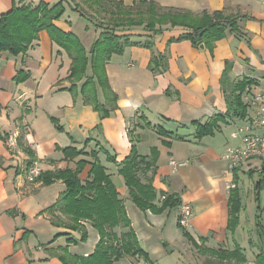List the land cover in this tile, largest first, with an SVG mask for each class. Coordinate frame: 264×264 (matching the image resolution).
I'll list each match as a JSON object with an SVG mask.
<instances>
[{"label": "crops", "instance_id": "0c3cea01", "mask_svg": "<svg viewBox=\"0 0 264 264\" xmlns=\"http://www.w3.org/2000/svg\"><path fill=\"white\" fill-rule=\"evenodd\" d=\"M118 1L133 6L142 0ZM146 1L195 14L224 12L242 18L238 22L240 33L227 35L215 43L213 50H201L190 41L170 43L183 33L178 28L167 26L169 30L161 35L142 28L117 31V36L139 45L113 55L106 64L110 90L117 100L113 103L116 109L104 119L81 94L85 81L93 78L91 64L85 77L73 84L72 59L47 31L39 33L27 52L0 55V264H64V250L78 257L95 252L100 235L90 223H82L88 232L82 242V233L67 226L71 224L68 216L59 210L49 211L66 192L65 183L56 180L44 184L54 172L75 171L83 162L79 173L83 186L93 180L94 164L110 176L147 255V259L125 255L114 264H177L184 258L187 263L183 264H258L257 257L264 255V185L263 189L256 187L264 176L254 173L251 177L256 162L229 171L225 155L228 148L240 146L232 134L244 120L226 116L221 90L228 64L232 80L248 78L254 81L249 92L264 90V0ZM41 2L50 7L64 4L66 12L54 24L76 35L90 60L91 48L102 30L81 18L72 0H0V19L15 6L35 7ZM148 42L152 49L144 47ZM156 55L165 58V71H151ZM97 94L99 103L105 105L107 100L99 85ZM210 123L217 125L214 134L196 138L198 126ZM10 134L18 135L23 151L20 156H13L7 148ZM133 146L155 165V205L161 207L162 194H166L178 200L176 207L156 213L132 202L120 165ZM35 160L41 164L42 175L29 182L25 170ZM172 161L186 165L175 168ZM243 174L255 183L254 204H248L242 191ZM236 185L241 189L244 209L233 233L228 229L229 199L230 189ZM182 203L193 210L191 225L186 229L188 237L178 224ZM250 213L257 224L244 228L243 219L250 221ZM115 231L121 234L123 229ZM238 248L244 263L221 257L224 254L220 251Z\"/></svg>", "mask_w": 264, "mask_h": 264}, {"label": "trees", "instance_id": "16d2710c", "mask_svg": "<svg viewBox=\"0 0 264 264\" xmlns=\"http://www.w3.org/2000/svg\"><path fill=\"white\" fill-rule=\"evenodd\" d=\"M80 1L87 8L85 9L78 3L75 5L74 11L90 23L94 22L92 17H97L99 22L94 24L97 29L102 30L100 38L91 48L90 60L86 49L77 36L61 31L54 24L66 12L62 2L52 7L45 2H41L35 7L31 5L15 6L11 12L3 15L0 19V55L4 52L12 55L27 52L30 46L38 40L39 33L47 31L56 43L68 51L72 59L70 80L73 84L85 77L87 67L91 64L93 78L85 81L81 94L85 103L93 104L103 119L108 117L113 109H116V105L113 103L117 100L110 90L105 71L106 64L113 55H121L127 47L139 45L127 37L117 36V31L142 28L155 35H161L170 28H178L183 33L177 39L170 40V43L190 41L195 48L204 45L210 50H213L216 42L224 39L227 35L240 33L238 22L242 18L229 17L224 12L195 14L185 10L162 8L159 4L146 0H142L133 6H126L118 0ZM144 47L153 48L149 42ZM150 69L153 72L156 70L165 71L167 69L165 58L162 55L153 56ZM230 69L231 64H228L221 80V90L227 106L226 116L232 120L245 121L248 116V108L243 97L254 81L248 78L232 80ZM97 85L103 90L107 100L105 105H101L98 101ZM216 128V123L200 125L197 129L196 138L201 139L212 135ZM97 129L100 130L101 125ZM160 133L163 134L164 132L161 131ZM71 153L68 152L67 154ZM72 155L75 156L76 153H72ZM83 166L84 162L75 171L71 169L58 170L49 175V179L45 178L44 180L45 185L61 180L67 187L58 203L49 210L50 213L59 210L60 213L68 216L71 224L67 226L69 229L78 230L82 233V242L88 238V232L82 225L83 222L90 223L100 235V243L92 255L88 257L72 256L67 250H64V255H61L63 263L114 264L125 255L140 256L147 259V255L141 249L132 229L125 203L120 199L110 176L102 166L94 164L91 170L93 180L83 186L79 179V173ZM120 167V174L129 189L130 199L140 209L161 213L167 208H173L179 204L174 196L162 194L165 197L162 206L155 205L158 198L153 187V179L156 174L155 165L152 161L140 156L135 146ZM149 173H151L150 177L148 176ZM140 174L144 175L145 183L142 182ZM253 174L254 172H251V177ZM263 185L264 179L258 182L256 187L258 190L263 189ZM243 209L241 189L236 185L230 189L229 199L228 229L233 233L240 225L239 215ZM117 228L123 229V232L118 234L115 231ZM183 230L188 237L186 229ZM220 252L224 254L221 256L222 258L236 260L240 263L246 261L240 248L233 252ZM257 261L258 264H264V255H259Z\"/></svg>", "mask_w": 264, "mask_h": 264}, {"label": "built area", "instance_id": "2783aa9c", "mask_svg": "<svg viewBox=\"0 0 264 264\" xmlns=\"http://www.w3.org/2000/svg\"><path fill=\"white\" fill-rule=\"evenodd\" d=\"M245 103L250 114L234 134L233 139L240 141L239 147L228 148L225 159L229 163V171L234 172L248 162H256L253 172L258 176H264V90L245 94ZM6 145L13 156H20L23 151L19 144L17 134H10L6 139ZM171 165L182 167L186 163L172 161ZM29 182H35L42 175L39 161H33L25 170ZM235 186L231 187L234 188ZM165 197H163V200ZM193 218L192 207L187 203L180 206L178 224L183 229H188ZM143 264H149L144 262Z\"/></svg>", "mask_w": 264, "mask_h": 264}, {"label": "rangeland", "instance_id": "374dc122", "mask_svg": "<svg viewBox=\"0 0 264 264\" xmlns=\"http://www.w3.org/2000/svg\"><path fill=\"white\" fill-rule=\"evenodd\" d=\"M73 2H74V4L76 5V4H81V6H83L85 9L87 8L85 5H83L82 3H81V1L80 0H72ZM88 11V10H87ZM88 13H90V11H88ZM92 18H94V22L92 23L93 24V28H96V26H95V24L94 23H98L99 22V20H97L96 18L97 17H92ZM140 177H141V179H144L145 177H144V175H142V174H140ZM257 178V177H256ZM241 183H243L242 185H244V187L245 188H242V191L244 192V196L247 198V202H248V204L250 205V204H254V201H255V198H256V191H255V189H254V186H255V183H254V181L251 179V178H248V177H246V175H242V181H241ZM261 201H262V207L264 208V191H263V193H262V198H261ZM256 202V201H255ZM256 207H257V204L255 205ZM255 207V208H256ZM260 210V209H259ZM259 210H258V212H257V214L259 213ZM255 211H256V209H255ZM255 211H254V213H255ZM260 212H262L261 210H260ZM257 224V222H256V220H254L253 221V218H251V213H250V221H247V218L246 219H243V227L245 228V227H249V226H251V225H256ZM258 228V227H257ZM259 230V229H258ZM185 261V262H184ZM183 262L184 263H187L186 262V259L184 258V260H183ZM183 262L182 261H178V263L177 264H183Z\"/></svg>", "mask_w": 264, "mask_h": 264}, {"label": "water", "instance_id": "95a60500", "mask_svg": "<svg viewBox=\"0 0 264 264\" xmlns=\"http://www.w3.org/2000/svg\"><path fill=\"white\" fill-rule=\"evenodd\" d=\"M200 49H201V50H204V49H205V46H204V45H201V46H200Z\"/></svg>", "mask_w": 264, "mask_h": 264}]
</instances>
